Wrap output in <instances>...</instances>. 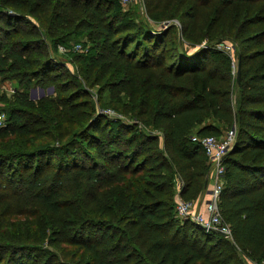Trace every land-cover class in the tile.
Wrapping results in <instances>:
<instances>
[{"label": "trees", "instance_id": "1", "mask_svg": "<svg viewBox=\"0 0 264 264\" xmlns=\"http://www.w3.org/2000/svg\"><path fill=\"white\" fill-rule=\"evenodd\" d=\"M13 1L0 0V80H18L24 89L0 93V201L5 190L18 194L30 208L24 218L34 223L21 220L31 241L0 236V264H247L243 254L262 264L264 26L257 25H264V0H209L251 12L236 30L239 83L221 39L189 52L176 23L153 29L137 1L127 10L122 0ZM161 2L149 19L164 20L156 11ZM74 4L82 7L71 20ZM37 14L49 43L39 27L21 25ZM190 23L183 32L193 43ZM72 34L78 40L71 42ZM75 44L87 51L66 54L88 85L100 83L107 104L135 122L98 112L81 79L51 56ZM34 88L48 94L30 98ZM233 127L219 204L230 239L179 218L175 185L183 179L186 200L202 196L211 162L192 137H221ZM17 215L0 209V224ZM61 243L91 258L62 262Z\"/></svg>", "mask_w": 264, "mask_h": 264}, {"label": "rangeland", "instance_id": "2", "mask_svg": "<svg viewBox=\"0 0 264 264\" xmlns=\"http://www.w3.org/2000/svg\"><path fill=\"white\" fill-rule=\"evenodd\" d=\"M124 3V10H127L129 8L130 2ZM138 2V12L141 15V18L147 20L151 27L153 29L161 30L163 28H167L172 23H176L179 27V36L185 45V48H189V52H193L195 49H198V47H202L206 45L210 39H221L219 42H221V45L228 44L232 45L231 55L233 59L236 61V64L234 65L233 72H232V82L233 83H239L237 81V74H238V58H237V52L239 48L240 38H237V29L239 27L240 21H242V17L246 13H251L246 9V6L243 7H231L229 10H225L223 6H220L215 1H204V0H162L158 12L163 13L164 20H161V22H156L155 20L149 19L148 13L153 9V5H156L158 3V0H132ZM14 3V1L12 0ZM258 5H256L255 9L258 8ZM8 11L12 12L13 14L15 11H18L16 8L11 6L10 4L7 6ZM72 14L70 15V19L73 20L74 16H79L80 9L82 7V4H74L72 5ZM10 9V10H9ZM25 13V12H23ZM75 13V14H74ZM245 13V14H244ZM26 14V13H25ZM29 16V15H28ZM30 18V17H28ZM31 23L27 24L25 22L21 23L23 27H29V25L36 26L37 28L41 29L40 31L43 33L44 40L49 43L50 37L47 34L46 31H44V28L41 27L40 22V15H34L32 19H30ZM190 23V28L192 27L193 30L190 29L189 34L192 37L193 43L188 42L184 38V25L185 23ZM258 27H263L264 25H257ZM255 26H253L254 28ZM192 34V35H191ZM71 42H74L78 40V38L72 34L70 35ZM82 39V38H80ZM87 45L91 46L90 39L86 40ZM217 41V40H216ZM60 46V45H59ZM87 46V47H88ZM222 47V46H221ZM87 51L86 48H82V52L85 53ZM51 56L54 57L57 61L64 62L66 67L71 71V74H75L73 76L78 77L81 79V82L83 83L84 89L90 94L91 100L96 106V109L98 112L105 113V110L107 109H113L117 115H119L120 118L126 120L128 123H133L137 119H133V117L128 116L129 114H124L121 111L116 110L115 108L111 107L107 104L106 95L107 92L101 94V85L100 83H96L95 85L89 86L86 82V76L83 73V69L80 64L72 63V59H70L66 53H63L60 51V47L57 48V50L51 49L50 51ZM91 73V72H90ZM70 76L71 74L68 73ZM68 75V76H69ZM241 78V75H240ZM24 87L21 86L18 83V80L15 79H6V80H0V93L7 92L8 95H12L15 90L23 91ZM46 89L41 88H34L30 90V98L33 99H39L43 96V94H46ZM48 94V92H47ZM106 101V102H105ZM2 108V109H1ZM4 108H6V102L0 101V110L4 111ZM109 115V114H108ZM111 117V116H108ZM113 117V116H112ZM158 134L162 135L158 131ZM176 181V194H175V202H177L178 196L180 194V188L183 183V179L180 177H177ZM208 185V188L211 187ZM18 194H14L10 190H5L4 194L2 196L3 199L2 202L0 201V209H8L12 212H18L19 215L14 217L13 219L6 220L4 219L1 221L0 224V236H3L4 238L7 235H17V238L24 239L22 241H31L32 238H28V236H31L33 234L32 230L25 229L24 225L22 227V219L24 218V214L29 211V207H26V200L20 196L17 197ZM26 222L34 223V217L26 216L25 218ZM34 227V225H33ZM6 234V235H5ZM28 238V239H27ZM230 238V237H229ZM92 239L96 241L97 239H100L99 235H97V238ZM232 239V238H230ZM138 246L143 247L141 240L137 242ZM102 247V246H101ZM76 248L72 246H68L65 243H61L60 247L58 248V253L61 256L62 262L65 261L67 263L70 260H75L83 263V261L90 259L91 256L89 253H87L86 250H82L78 255H75L74 251ZM247 264H256L254 260H250L246 255L243 254L242 256ZM33 264L36 262L33 259ZM264 264V260L262 262Z\"/></svg>", "mask_w": 264, "mask_h": 264}, {"label": "built area", "instance_id": "3", "mask_svg": "<svg viewBox=\"0 0 264 264\" xmlns=\"http://www.w3.org/2000/svg\"><path fill=\"white\" fill-rule=\"evenodd\" d=\"M129 2V0H123ZM222 46V47H221ZM60 51L63 53L70 50L82 52V44H75L71 48H66L60 45ZM219 48H224L227 51L232 50V45L220 44ZM105 113L113 118H120L113 109H106ZM6 125V114L0 111V127ZM192 140L199 143L211 162V177L212 185L209 188L208 199L205 202L204 210L201 211L197 208L198 202L195 200H186L179 194L176 204V215L182 219H189L194 223L202 226L207 231L212 229H220L227 233L232 238L230 226L223 221L222 213L220 210V199L224 185L225 173V155L232 149L236 140V129L231 128L225 135L217 137L214 135H206L199 137L197 135L192 137Z\"/></svg>", "mask_w": 264, "mask_h": 264}, {"label": "crops", "instance_id": "4", "mask_svg": "<svg viewBox=\"0 0 264 264\" xmlns=\"http://www.w3.org/2000/svg\"><path fill=\"white\" fill-rule=\"evenodd\" d=\"M210 183L212 184V177L211 175L209 174V177H208V185H210ZM209 192V188L207 187V191L202 195L200 196L197 200L198 204H197V208L201 211L204 210V207H205V202L207 201L208 199V193Z\"/></svg>", "mask_w": 264, "mask_h": 264}, {"label": "water", "instance_id": "5", "mask_svg": "<svg viewBox=\"0 0 264 264\" xmlns=\"http://www.w3.org/2000/svg\"><path fill=\"white\" fill-rule=\"evenodd\" d=\"M240 74H241V65L239 64V66H238V74H237V81H238V82L240 81ZM229 152H230V151H229ZM229 152H228V153H229ZM228 153H227V154H228ZM227 154H226L225 156H227ZM212 231H215V232H217V233H219V234H221V235H223V236H225V237H229V235H228L227 233L221 231L220 229H212Z\"/></svg>", "mask_w": 264, "mask_h": 264}]
</instances>
